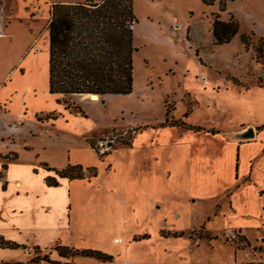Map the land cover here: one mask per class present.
<instances>
[{
	"label": "crops",
	"instance_id": "0c3cea01",
	"mask_svg": "<svg viewBox=\"0 0 264 264\" xmlns=\"http://www.w3.org/2000/svg\"><path fill=\"white\" fill-rule=\"evenodd\" d=\"M241 31L246 30L239 23L238 33L224 44L238 38L245 48ZM254 34L264 39L263 32ZM211 40L213 43V36ZM203 77L208 81L200 80L205 88L219 83L211 75L203 73ZM230 80L237 86L238 80ZM240 80L249 82L248 77ZM263 93L264 85H248L244 90L237 87V98L245 95L251 103L233 100L228 106L231 110L224 112L227 122L223 125L205 127L185 121L192 127L188 128L153 121L134 131L130 145L103 153L91 143L112 134H78L85 142L64 146L67 134L56 130L52 114L54 117L43 123L57 131L47 134L54 140L47 145L50 158L34 152L33 159L28 156L26 153L34 150L30 142L0 153L11 156L8 164L0 165V242L17 245H0V264H52L30 261L41 251L51 260L70 259L53 249L56 244L112 256L110 261L82 256L80 264H264V110L257 98ZM194 99L196 108L202 103L208 108L215 105L209 95L203 102ZM130 125L125 128H133ZM250 129L253 136L240 139L244 138L240 134ZM47 147L43 145V151ZM52 154L57 159H52ZM168 160L178 161V165L172 164L178 176V200H170L171 215H178V235L172 239L159 235L163 221L152 229L147 227L153 213L137 194L148 177L159 178L157 182L165 186L166 171L161 165ZM15 163L20 171L11 177L9 171ZM70 165H80L83 176L57 173ZM206 201L210 209L205 218L200 210ZM152 202L159 200L153 197ZM192 214L198 226L187 227L184 222L193 218ZM198 227L205 237L186 236ZM230 231L238 232L240 238L231 240ZM139 234L147 236L135 239Z\"/></svg>",
	"mask_w": 264,
	"mask_h": 264
},
{
	"label": "rangeland",
	"instance_id": "374dc122",
	"mask_svg": "<svg viewBox=\"0 0 264 264\" xmlns=\"http://www.w3.org/2000/svg\"><path fill=\"white\" fill-rule=\"evenodd\" d=\"M84 1L0 0V153L8 147L21 149L24 143L30 142L34 150L26 153L28 156L33 159L34 153H38L39 157L50 158L47 145L54 140H50L47 134L56 133V130L67 134L64 146L85 142L78 134H112L107 136L113 139L109 143L111 147L128 146L134 133L146 124L164 120L165 106L168 121H163L162 125L175 123L177 117L178 125L181 120L205 127L223 125L227 122L224 112L231 110L228 107L231 102L244 99L245 95L237 98V87L244 90L248 85H264V42L254 34L258 31L264 33V0H232L229 10L228 0H221L225 3L223 13L219 11V0L211 4L203 0H133L136 18L133 44L137 50L132 57V91L97 96L96 100L69 94L65 96L68 106L63 110L65 104L56 102V99L64 95L48 90L46 25L54 3ZM214 12L222 14L221 19L233 15L246 30L241 33L249 36L248 48L252 47V50L243 48L238 38L229 44L214 45L210 33ZM256 47L259 48V56H263L260 62L256 61ZM195 50L202 59L199 60ZM203 73L216 77L219 83H209L210 87L205 88L200 82L202 79L208 83ZM247 77L249 82L240 80ZM230 79L238 80L237 86ZM228 82L230 86H227ZM208 95L215 101L213 107L208 108L206 103L194 107V98L203 102ZM257 98H261L260 108L264 110V93ZM243 101L251 103L249 99ZM76 104L81 111L74 108ZM185 112L186 118L183 117ZM52 114L56 117V130L44 126L49 119L47 116ZM19 117L22 120L18 121ZM128 125L133 128H125ZM99 139L107 140L106 137ZM43 145L47 147L45 151ZM91 146L95 148L94 142ZM10 157L9 154L1 155L0 165L8 164L6 160ZM52 159H57V156L53 155ZM175 163L178 165V161L168 160L161 165L166 171L164 179L161 170L165 186L163 182H157L159 178L152 180L154 177H148L144 188L137 192L153 213L147 220L150 222L147 227L152 229L157 222L163 221L159 235L167 239L178 235V215H171L170 203L172 198L178 200V176L175 177L172 167ZM19 166L16 163L11 166V177L19 173ZM153 197L159 202L153 203ZM208 202L200 210L205 218L210 209ZM155 206L159 208L155 209ZM195 219L193 215L184 223H188L187 227L198 226ZM189 233L193 238L205 237L199 227L186 236L189 237ZM146 236L139 234L134 238ZM44 254L47 253L41 251L40 256ZM82 259L77 255L64 261L80 264L78 261Z\"/></svg>",
	"mask_w": 264,
	"mask_h": 264
},
{
	"label": "trees",
	"instance_id": "16d2710c",
	"mask_svg": "<svg viewBox=\"0 0 264 264\" xmlns=\"http://www.w3.org/2000/svg\"><path fill=\"white\" fill-rule=\"evenodd\" d=\"M213 3L214 0H203ZM225 10V3L219 0V11ZM46 30L48 33V90L50 93L62 94L64 97L56 102L65 104L66 95L96 93L127 94L132 91L133 53L137 50L133 44V28L136 18L133 12V0H85L84 2H57L49 11ZM210 31L216 45L228 43L239 31V22L233 16L226 20L220 14L213 13ZM246 49L249 36L240 34ZM262 43L264 39L260 37ZM264 44V43H263ZM196 56L197 50H195ZM256 61H262L259 48H255ZM74 108L81 111L76 104ZM165 119L168 121V109L165 106ZM186 116V113L184 114ZM52 115L47 116V118ZM192 128L185 121L179 122ZM177 125L178 120L170 125ZM198 129V127H193ZM65 177H82L80 165H70L57 172ZM53 184L56 182L53 181ZM15 247L14 243L0 242V245ZM60 256L73 257L81 255L101 261H110L111 255L98 250H78L65 246L53 247ZM44 260L52 264L47 254L31 258V262ZM64 264H70L65 262Z\"/></svg>",
	"mask_w": 264,
	"mask_h": 264
},
{
	"label": "built area",
	"instance_id": "2783aa9c",
	"mask_svg": "<svg viewBox=\"0 0 264 264\" xmlns=\"http://www.w3.org/2000/svg\"><path fill=\"white\" fill-rule=\"evenodd\" d=\"M107 140H103V139H99L97 140L96 144H95V148L100 152L103 153L106 150L111 148V145L109 143L113 142V139H110L109 137L106 138ZM228 237L231 240H238L240 238L239 233L236 231H230L228 233Z\"/></svg>",
	"mask_w": 264,
	"mask_h": 264
},
{
	"label": "water",
	"instance_id": "95a60500",
	"mask_svg": "<svg viewBox=\"0 0 264 264\" xmlns=\"http://www.w3.org/2000/svg\"><path fill=\"white\" fill-rule=\"evenodd\" d=\"M89 95H92V96H99L98 94L96 93H90ZM241 137H252L253 134H252V129L250 130H247L244 134H240Z\"/></svg>",
	"mask_w": 264,
	"mask_h": 264
},
{
	"label": "bare ground",
	"instance_id": "6f19581e",
	"mask_svg": "<svg viewBox=\"0 0 264 264\" xmlns=\"http://www.w3.org/2000/svg\"><path fill=\"white\" fill-rule=\"evenodd\" d=\"M82 95H84L83 97H85V98H86L87 96H89L90 99H93V100H94V99H95V100L97 99V98H96L97 96H92V95H89V94H82ZM83 97H82V98H83Z\"/></svg>",
	"mask_w": 264,
	"mask_h": 264
}]
</instances>
